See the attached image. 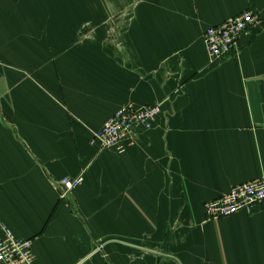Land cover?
<instances>
[{
    "label": "crops",
    "instance_id": "obj_1",
    "mask_svg": "<svg viewBox=\"0 0 264 264\" xmlns=\"http://www.w3.org/2000/svg\"><path fill=\"white\" fill-rule=\"evenodd\" d=\"M245 9L261 22L209 60L205 28ZM124 104L161 111L123 151L93 144ZM253 178L264 0H0V237L30 238L32 264H264V200L203 210Z\"/></svg>",
    "mask_w": 264,
    "mask_h": 264
},
{
    "label": "built area",
    "instance_id": "obj_2",
    "mask_svg": "<svg viewBox=\"0 0 264 264\" xmlns=\"http://www.w3.org/2000/svg\"><path fill=\"white\" fill-rule=\"evenodd\" d=\"M260 22L256 12L245 9L205 28L203 42L209 60L213 61L229 55L236 49L239 38ZM160 111L159 104L140 106L124 104L93 132L91 142L101 148L115 147L118 151H123L125 146L132 144L129 138L135 132L153 126ZM81 180V176L61 178L58 187L59 196L67 198L70 190ZM263 200L264 178H253L233 184L227 192L204 201L203 210L207 219H217L240 210L251 212ZM32 262L31 239L16 237L11 230L3 227V234L0 237V264H32ZM75 264H84V262L79 260Z\"/></svg>",
    "mask_w": 264,
    "mask_h": 264
},
{
    "label": "water",
    "instance_id": "obj_3",
    "mask_svg": "<svg viewBox=\"0 0 264 264\" xmlns=\"http://www.w3.org/2000/svg\"><path fill=\"white\" fill-rule=\"evenodd\" d=\"M69 195V194H68Z\"/></svg>",
    "mask_w": 264,
    "mask_h": 264
}]
</instances>
